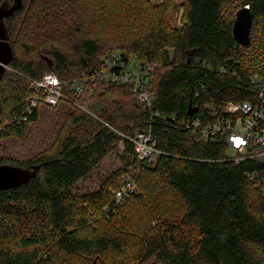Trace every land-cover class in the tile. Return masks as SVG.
Wrapping results in <instances>:
<instances>
[{
    "label": "trees",
    "instance_id": "trees-1",
    "mask_svg": "<svg viewBox=\"0 0 264 264\" xmlns=\"http://www.w3.org/2000/svg\"><path fill=\"white\" fill-rule=\"evenodd\" d=\"M21 1L4 18L12 58L0 79V147L34 135L36 147L23 160L0 155V164L39 168L0 190V264H264V198L252 180L264 158L230 160L223 135L204 138L189 125L210 124L226 102L259 90L224 12L232 1L181 0L178 26L166 18L173 0ZM237 1L249 4L264 43V0ZM112 51L153 68L150 108L129 84L97 80L87 111L74 95L28 111V78H76ZM145 130L159 152L152 164L131 141ZM112 155L121 166L80 190ZM128 180L134 189L118 202Z\"/></svg>",
    "mask_w": 264,
    "mask_h": 264
},
{
    "label": "built area",
    "instance_id": "built-area-1",
    "mask_svg": "<svg viewBox=\"0 0 264 264\" xmlns=\"http://www.w3.org/2000/svg\"><path fill=\"white\" fill-rule=\"evenodd\" d=\"M225 6L226 14H235L239 9L250 11L249 4L241 5L237 0ZM252 14V13H251ZM261 21L264 19L261 18ZM253 23V15L251 26ZM237 43V42H236ZM238 51L244 52L247 61L243 67L251 73L250 81L258 85L255 99L242 102L228 101L224 104V117H219L210 124L200 123L198 119L191 124L193 131H198L204 138L220 133L224 136L228 149L235 152L228 159L235 162L244 158H264V43L260 32L252 31L250 27L248 43L242 45L237 43ZM103 66L89 73H83L76 78L61 80L53 72H45L39 79H29L33 89V95L28 98L27 109L31 111L38 103L48 106L56 105L60 100L72 99L74 95L78 99L76 106L87 111L88 98L97 87L96 82L100 80L103 86L127 85L143 103L144 108H150L153 104V94L148 81V73L153 69L145 66L134 58H125L117 51H112L101 57ZM219 72L225 68L218 67ZM106 125L108 123L105 122ZM134 152L140 161L152 164L158 150L155 146L149 130L138 132L133 138ZM252 180L255 181L264 198V171H254ZM134 189L133 181H125L116 192L117 201H122L123 195Z\"/></svg>",
    "mask_w": 264,
    "mask_h": 264
},
{
    "label": "water",
    "instance_id": "water-1",
    "mask_svg": "<svg viewBox=\"0 0 264 264\" xmlns=\"http://www.w3.org/2000/svg\"><path fill=\"white\" fill-rule=\"evenodd\" d=\"M21 0H12V3L3 2L0 4V79L5 70L9 67L12 58V49L8 42L7 29L4 18L13 14L21 7ZM252 14L247 9H239L232 25V35L237 43L246 45L248 43L251 27ZM51 63L50 61H48ZM195 108L188 110L191 116ZM38 165L21 167L11 164H0V190L8 189L28 181L36 173Z\"/></svg>",
    "mask_w": 264,
    "mask_h": 264
},
{
    "label": "rangeland",
    "instance_id": "rangeland-1",
    "mask_svg": "<svg viewBox=\"0 0 264 264\" xmlns=\"http://www.w3.org/2000/svg\"><path fill=\"white\" fill-rule=\"evenodd\" d=\"M161 0H151L152 4H159ZM181 0H173L172 4L167 6V14L166 18L169 21L170 25L178 26L180 24V16L182 12V8L180 7ZM157 11V10H156ZM36 135H34L33 139H21L17 137H7L1 140L2 147H0V155L5 157H11L17 160H23L25 156L33 151V148L36 147ZM34 145V146H33ZM119 149L122 150L121 145ZM235 152L233 150L228 149L227 155L232 156ZM121 166V163L118 161V158L114 155L111 157H107L96 169L93 170L92 173L89 174L86 179L79 183L78 188L80 190L96 189L97 185H99L100 181L106 176L111 170L112 165ZM127 170H129L127 168ZM135 173V172H132ZM137 185V184H136Z\"/></svg>",
    "mask_w": 264,
    "mask_h": 264
}]
</instances>
